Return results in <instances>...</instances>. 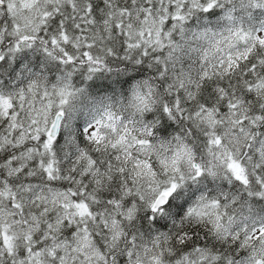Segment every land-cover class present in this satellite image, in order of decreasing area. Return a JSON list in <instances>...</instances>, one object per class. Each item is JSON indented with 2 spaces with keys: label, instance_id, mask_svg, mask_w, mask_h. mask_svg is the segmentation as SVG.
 <instances>
[{
  "label": "snow or ice",
  "instance_id": "1",
  "mask_svg": "<svg viewBox=\"0 0 264 264\" xmlns=\"http://www.w3.org/2000/svg\"><path fill=\"white\" fill-rule=\"evenodd\" d=\"M0 264H264V0H0Z\"/></svg>",
  "mask_w": 264,
  "mask_h": 264
}]
</instances>
